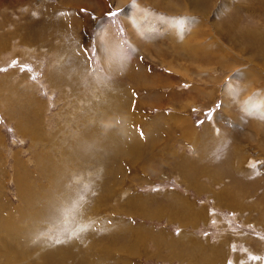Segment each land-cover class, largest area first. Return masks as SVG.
I'll use <instances>...</instances> for the list:
<instances>
[{"label": "rangeland", "instance_id": "1", "mask_svg": "<svg viewBox=\"0 0 264 264\" xmlns=\"http://www.w3.org/2000/svg\"><path fill=\"white\" fill-rule=\"evenodd\" d=\"M259 90L264 0H0V229L52 248L75 227L103 264H264V112L241 103ZM116 107L137 156L85 139Z\"/></svg>", "mask_w": 264, "mask_h": 264}, {"label": "bare ground", "instance_id": "2", "mask_svg": "<svg viewBox=\"0 0 264 264\" xmlns=\"http://www.w3.org/2000/svg\"><path fill=\"white\" fill-rule=\"evenodd\" d=\"M90 1V0H89ZM98 1V0H97ZM122 2H126V0H121ZM93 2V1H92ZM168 2V0H167ZM121 5V4H120ZM130 15H132L133 13L131 12H128ZM128 13H123L124 17L127 19L126 21H128V23L130 24V28H131V32H132V39L134 40L139 34L141 35V30L132 23V19H133V16H129ZM141 16V15H140ZM142 17V16H141ZM131 20V21H130ZM50 25V24H49ZM47 26V25H46ZM52 26V25H51ZM54 27V26H53ZM59 27V26H58ZM56 26V29L58 28ZM50 28V26H49ZM38 29V28H37ZM51 29V28H50ZM48 30V29H47ZM44 31V30H43ZM52 31V30H51ZM61 31V30H60ZM48 32V31H47ZM50 32V31H49ZM57 32V31H56ZM59 33V32H57ZM63 33V32H62ZM39 38L42 37L41 36V33H38L36 34ZM63 37V36H62ZM134 42V41H133ZM131 42V43H133ZM61 44V43H60ZM190 45V44H189ZM188 44H186V46H189ZM60 47V46H59ZM192 53H194L193 55L195 56V52H194V49L192 51ZM199 68H203V67H199ZM204 69V68H203ZM213 78V77H212ZM192 81V80H191ZM253 90V89H252ZM251 90V92H252ZM225 98H224V101H223V104H222V107L224 109V112L225 114H229V111H230V107H231V103L227 97L228 94H230V91H232V86L231 84L230 85H226L225 86ZM260 92H254L255 95L258 96V99L259 101L256 102L257 98L254 99V97H246L243 101H241V103L244 104L243 108L245 107L247 110H251L252 113H258V112H264V90H259ZM253 93V92H252ZM122 109V108H119V107H116L112 113H111V116L112 117H108V120L109 121H105L106 123L101 126V127H98V128H95V129H91V130H88L86 133H85V139L86 140H93V141H97V140H100L102 138L105 137V135L107 134V138H108V146L110 147V153H120V152H124V151H128V153L130 155L134 154L136 155L135 153V147H136V143H137V137L136 135H126V136H122L120 134H117L115 131L117 130L118 126L120 124L116 123V121H118V117H119V110ZM245 110V109H244ZM245 110V111H247ZM119 112V113H118ZM232 112V111H231ZM118 114L117 116V119H116V115ZM230 115V114H229ZM183 118H185L183 116ZM233 120L234 119V116L231 117ZM133 119V118H132ZM182 119V118H181ZM228 119V118H227ZM230 119V117H229ZM184 121H180L179 119V116H177V124L178 126L180 127V130L182 132V134L189 140V141H192L194 140V142L196 141H201V139H198L197 137V134L199 131H194L193 129V126L196 127L194 125V123H192V119L191 118H185L183 119ZM108 122H111L110 125H108L107 123ZM122 122V121H120ZM131 122V121H130ZM233 123L235 121H232ZM193 125V126H192ZM112 128V130L110 129ZM106 132V134H105ZM130 136V139L128 138ZM127 138H128V142L127 141ZM84 148L81 150L83 151ZM127 153V152H125ZM108 154V153H107ZM128 154V156H130ZM82 156H83V153H82ZM126 156V155H125ZM137 156V155H136ZM77 159V157H75ZM79 159V158H78ZM62 190V188H61ZM64 191V190H63ZM68 194V192H67ZM72 195V194H71ZM47 197V196H46ZM49 197V196H48ZM72 197V196H71ZM78 197V196H77ZM51 199V198H49ZM74 199V198H73ZM76 199V198H75ZM80 199V198H79ZM81 200V199H80ZM80 200H73V202L78 206L79 203H80ZM47 202V201H45ZM45 204V203H44ZM47 204V203H46ZM49 206H52L50 205V203L48 202V204L45 206V207H42L40 208V210L42 211V213L44 214H48L49 211H51V208L49 209ZM81 206V205H80ZM68 207V206H67ZM72 207V206H71ZM1 208V207H0ZM76 208V207H75ZM73 209V208H72ZM71 209V210H72ZM76 210V209H75ZM75 210L72 212V214L70 215V222L72 223L74 219L73 216H75ZM39 211V210H38ZM67 211V210H66ZM0 213H2V211L0 210ZM51 213V212H50ZM10 214V213H9ZM59 215V214H58ZM78 215V213H77ZM58 217V216H56ZM77 218V216L75 217ZM64 220V219H63ZM77 219H75L74 221H76ZM67 222V219L65 220ZM68 221H69V218H68ZM69 222V223H70ZM64 223V222H63ZM16 222L12 220V216L8 215L7 217H5V228H2L0 229V254L1 253V250L3 247H6L7 249L15 246L18 248V254L17 255L18 257H22V260L24 259H28V257H31L32 253H35L36 251L38 252L37 255H38V259H37V256H35V259H32L33 261L30 263V264H65L67 263V261L69 262V260H71L72 262H74L75 264H103L107 259V263H110V259L108 258V256L105 254L107 251L109 252L108 248H102L100 246V248L98 249H95L97 250L96 252H90L89 250L84 249L82 250L81 248H79L76 243L77 239L75 237L78 229H74L72 228L71 230L67 231L66 233H63L64 229H59L63 232H59L61 234L64 235L65 238L61 239V243L62 244H55L52 248H47L45 245H44V241L41 239H37L36 241L33 239L35 237V234L37 232L38 229H18L16 226ZM74 225V224H73ZM71 225V227L73 226ZM70 226V225H69ZM76 226V224H75ZM87 226V225H86ZM63 227V226H62ZM66 228V227H64ZM67 229V228H66ZM87 229V228H85ZM80 230V229H79ZM84 232L88 233V232H91L90 229H88L87 231L85 230ZM9 235L10 237H4V235ZM79 234V233H78ZM62 235V236H63ZM88 239L89 240H94L95 238L99 237L98 235L96 234H93V235H89L88 234ZM112 240L113 239H117V238H111ZM54 240V238H53ZM82 240V239H81ZM114 240V242H115ZM52 241V240H51ZM48 242V241H47ZM57 242V241H56ZM117 242V241H116ZM50 244H53V243H50ZM86 244V243H85ZM47 245V244H46ZM83 246H84V243H83ZM21 248V250H20ZM85 248V247H84ZM32 251L31 252H28L26 255L22 256L24 253H26L27 251ZM82 250V251H81ZM20 252V253H19ZM89 252L90 254L86 257H82V254L81 253H87ZM107 252V253H108ZM35 255V254H34ZM87 255V254H86ZM1 256V255H0ZM34 257V256H33ZM2 258H0L1 260ZM36 259L37 260H40V262H36ZM20 261V258L15 260L16 262L17 261ZM10 261V260H8ZM100 261V263L98 262ZM12 262V261H11ZM14 262V260H13ZM12 262V263H13ZM103 262V263H102ZM113 262V261H112ZM111 262V263H112ZM2 262L0 261V264ZM115 264H117V262H115Z\"/></svg>", "mask_w": 264, "mask_h": 264}, {"label": "snow or ice", "instance_id": "3", "mask_svg": "<svg viewBox=\"0 0 264 264\" xmlns=\"http://www.w3.org/2000/svg\"><path fill=\"white\" fill-rule=\"evenodd\" d=\"M57 242H59V241H57Z\"/></svg>", "mask_w": 264, "mask_h": 264}]
</instances>
